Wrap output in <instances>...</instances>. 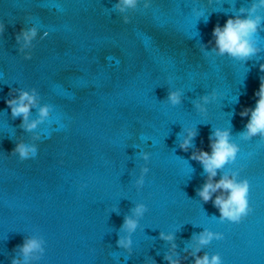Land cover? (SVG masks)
Wrapping results in <instances>:
<instances>
[{
	"label": "water",
	"instance_id": "water-1",
	"mask_svg": "<svg viewBox=\"0 0 264 264\" xmlns=\"http://www.w3.org/2000/svg\"><path fill=\"white\" fill-rule=\"evenodd\" d=\"M115 2L0 0V264H10L33 235L46 242L38 264H167L171 244L160 233L174 234L182 264H192L193 236L204 229L224 239L199 255L264 264V142L239 138L248 119L239 113L255 107L264 76V31L261 53L246 63L201 51L214 27L252 0H151L148 9L129 10L128 24L112 11ZM33 25L38 35L25 60L15 35ZM32 88L54 111L37 129V157L21 162L10 154L32 134L19 127L22 118L12 119L6 100L11 90ZM169 90L184 93L181 105L164 100ZM212 92L217 98L199 113L193 101ZM218 128L230 130L240 149L224 171L239 170L250 184L253 211L240 224L221 223L213 204L200 200L206 177L191 160L195 148L178 146L191 129L195 147L210 152L208 138ZM142 167L149 172L138 189ZM138 203L148 211L129 256L116 242Z\"/></svg>",
	"mask_w": 264,
	"mask_h": 264
},
{
	"label": "clouds",
	"instance_id": "clouds-1",
	"mask_svg": "<svg viewBox=\"0 0 264 264\" xmlns=\"http://www.w3.org/2000/svg\"><path fill=\"white\" fill-rule=\"evenodd\" d=\"M141 4L144 9H148L151 7V0H116L112 5V11L119 13L122 22L128 24L130 23V16L127 13L129 10L136 11ZM193 12L198 17L203 15L196 9H193ZM28 19L30 20L31 17ZM203 20L207 23L208 18ZM5 30V24L0 23V36L4 34ZM261 31H264V0H252L247 8L240 7L238 12L233 14V17L228 18L223 26L217 24L212 31V39L207 45H204L201 51L205 55L227 56L232 60L246 63L262 51L258 46V34ZM37 35L38 29L35 25L22 28L15 35L16 44L19 45L17 51L23 55L25 60L32 59V41L36 39ZM47 35L48 33L45 32L41 39ZM21 41H23L22 45ZM259 71L264 73V63L259 65ZM183 95L181 90H169L164 100L175 107L181 105ZM255 96L257 97L255 107L244 108L239 113L241 118H248L244 130L239 133V138L243 141L259 138L261 142H264V76L261 77L259 90ZM9 97L6 104L11 109L12 119L22 118L19 127L24 133L32 134L31 142H25L23 139L15 142V147L10 155L18 157L21 162L35 159L38 154L36 142L41 140V135L37 133V129L52 119L53 106L41 105L39 93L35 88L11 90ZM216 98L215 92L203 95L198 100L193 101V107L199 113L206 114L207 108L205 106ZM33 109L36 113L34 119L31 118ZM197 135L196 130L188 129L182 142L178 143L179 148L184 152L195 148V151H192L191 160L197 161L203 168L206 178L197 190V196L203 203L211 202L213 204L219 211L221 223L227 221L232 224H240L253 211L249 204L250 184L247 179H240L239 170L224 171L226 166L235 164L240 151L239 146L233 142L230 130L218 128L213 130L208 138L210 152L197 149L194 144ZM141 159L146 162L149 161L150 154L141 153ZM148 172V167L141 168L140 176L135 181V186L138 189L144 186V178ZM218 173L220 174L219 180L216 179ZM82 187H86V185ZM147 211L148 209L143 203L136 204L131 209V215L125 216L120 226L119 232H123L125 235L118 234L117 247L126 251L129 256L132 255V235L139 227V220L144 217ZM159 238L171 244L170 254L164 256L167 264H182L179 253L175 251V235L160 233ZM222 239H224L223 234L214 233L207 229L195 234L193 236L196 244L195 251L189 254L192 258V264H223L219 254L209 256L208 253H204L202 256L199 255L201 250L213 240ZM45 243L43 237L39 235L26 237L23 243L17 246L18 255L11 259L10 264H33V262L38 264L45 254ZM187 258L188 256H185L183 259Z\"/></svg>",
	"mask_w": 264,
	"mask_h": 264
}]
</instances>
